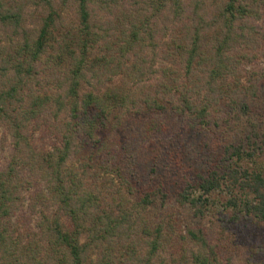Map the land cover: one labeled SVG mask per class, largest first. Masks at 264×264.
<instances>
[{
  "label": "trees",
  "instance_id": "16d2710c",
  "mask_svg": "<svg viewBox=\"0 0 264 264\" xmlns=\"http://www.w3.org/2000/svg\"><path fill=\"white\" fill-rule=\"evenodd\" d=\"M42 1L49 9L35 37L24 33L11 49L0 47V125L13 148L11 159L0 161V263L7 258L11 264H91L88 260L97 255L92 264H154L158 248L174 237L176 243L167 245L171 256L173 251L184 258L180 264H229L221 257L224 247L218 251L203 227L187 228L185 235L183 229H175L181 223L179 215L161 206L155 209L163 222L139 216L158 201L159 186L156 191L142 187L130 208L125 200L132 199L127 195L122 198L117 191L116 197L115 192L94 185L97 175L91 176L86 165L98 156H110L121 177L118 163L128 160L132 166L146 149L155 159L167 148L171 177L180 176L192 187L179 193L178 202L190 204L202 217L221 209L231 213L233 220L227 221L231 224L264 223V118L258 130L251 122L246 134L241 129L227 133L219 141L224 147L212 170L192 174L181 170L188 146L170 131L172 115H167L178 113L189 127L207 130L215 107L225 105L230 120L240 111L250 117L251 102L261 105L258 89L264 84V67L261 72L244 68L248 76L241 80L242 66L251 58L239 48L247 42L244 33L255 28L251 20L264 16V0H225L211 19L200 16L199 26L182 28L162 57L153 52L151 58L144 54V44H153L158 26L149 24L151 17L142 20L133 15L130 26L116 25L114 35L109 26L104 27L106 33L103 26L93 25L90 4L98 0H61L62 5L73 3L75 18L60 28L61 10L54 9L53 0ZM100 2L104 7L118 4ZM182 2L158 0V5L170 3L168 9L178 18ZM19 22L12 8L0 7L1 24L16 29ZM165 58L173 66L156 65ZM177 64L183 66L181 72L174 68ZM203 64L210 65L206 77L194 72L195 65ZM51 76L57 83L49 89ZM115 78L117 83H112ZM109 83L113 86L104 89ZM240 92L253 101L240 100ZM127 133L130 140L124 142ZM165 133H172L171 137ZM75 155H83L79 168L71 162ZM37 221L38 240L26 244L31 222ZM223 225L228 231L230 225ZM152 230L155 237L149 240ZM143 234L149 240L147 254L139 256L132 239ZM190 240L195 246L186 249L183 244Z\"/></svg>",
  "mask_w": 264,
  "mask_h": 264
},
{
  "label": "rangeland",
  "instance_id": "374dc122",
  "mask_svg": "<svg viewBox=\"0 0 264 264\" xmlns=\"http://www.w3.org/2000/svg\"><path fill=\"white\" fill-rule=\"evenodd\" d=\"M182 1V14L178 15V18H175L172 15V10L170 11L168 9L170 3L162 6L158 5V0H117V6H114L115 3L113 2L106 7H104L103 4H101L100 0H98L97 3L90 4L92 13L95 15V18H93V25L103 26V30L104 27L109 26L112 28L111 30H109V33H114L115 35L117 32L116 25H118V23L124 22L126 26H130V21L133 19V15L134 18L139 17V19L142 20H144V18L146 17H151L149 24L152 26H155V24H157L158 26L153 33V44H144V54L146 58H151L153 52L162 57L161 55L165 54L168 45H172L171 42L174 34L177 35L181 33V29L189 25L199 26L200 16L202 17V19H211L215 11L218 9V7L222 6L225 0ZM52 5L54 6V9L58 8L61 10V21L63 24L60 25V28L74 22V5L71 1L66 2L64 3V5H62L61 0H53ZM0 7L3 9H5L6 7L12 8L14 12L19 14L20 18L19 26L16 29L9 26V24L0 23V47L1 45H10V49L16 42L23 40L24 33L27 34L28 38L35 37L39 27L41 26L42 19L47 15L49 9V6L46 5L42 0H0ZM131 12L133 14H131ZM128 13L129 15H127ZM108 20L111 22H109ZM251 21H253L251 24H253L255 28L252 32L246 31L244 33V37L246 38L247 42L240 44L239 48L240 51L245 52L246 55L249 54L248 56L251 58L249 62H246L242 66L243 73L241 75V80H246V76H248L247 74H245L248 72H244V68L248 69L250 72H252V70L261 72L264 67V16L253 18ZM256 41L258 42L256 43ZM144 43H147V40ZM259 44L261 45L259 46ZM166 58V62H160L159 60H157L156 65L162 63V65L165 64L173 66V64ZM178 67L181 72V67L183 66H180L178 64L174 65V68H177V70ZM209 67L210 65L208 64L199 66L195 65L194 72L195 74H202L206 77V70H208ZM199 76L202 77L201 75H197L198 78ZM51 77L52 82L48 84L50 87L49 89L55 88L57 83L53 76ZM201 80H204V78H202ZM41 81L42 85L46 86L44 79H42ZM117 81L118 79L115 78L112 80V83H117ZM149 82L150 81H148L147 83ZM248 83L250 82L248 81ZM111 86H113V84L109 83L104 86V89ZM258 94L261 96V99H259L261 105H252L251 102L250 111L248 112L250 117L246 116L242 111L237 112L238 115H235L231 118L233 119V124L230 123L231 119L229 120V118H226V116L229 114L226 113L225 105L212 109L209 114V117L211 119L209 125L210 128H208L207 130L193 129L192 127L188 126V121L186 120V118L182 119L183 117L178 113H167V115H172L171 117H169V126L171 127L170 131H172V133H175V135H179L183 145L186 147L188 146L187 159L183 161L181 170L186 169L188 171L187 173H189L190 170V173L192 174L193 171L198 170L199 172L197 171V173L205 174V171L212 170L210 169V166L215 163L218 157V152L223 151L224 145H221L222 142L219 141H221L224 136L228 135L227 133L233 134L234 131L241 129L243 130L242 133L246 134L245 130L249 132L251 122L255 123V128H257L258 130V127L261 125L259 120L262 121V117L264 118V84L259 87ZM238 95L240 97V100L242 101H253L248 100V98L243 95L242 92H240V94ZM239 107L243 108V104L239 103ZM222 117H224L225 121L222 119ZM59 119L60 124L62 125V118ZM227 120H229L228 124L225 123ZM225 130L228 132H224ZM35 134L38 136L39 132L36 131ZM170 134L167 135V133H165L164 135H167V138H169L171 137ZM132 136L134 137L133 133ZM126 138L128 139L124 142L130 140V133L126 134ZM241 141L242 140L237 141V139H235V143H240ZM12 149L11 137L8 133L5 132L3 126L0 125L1 163L11 159V155L13 154ZM82 157L83 155L79 157L78 155H75L72 158L71 162L74 163L76 168L80 167V160ZM98 157L99 159L95 158V160L93 159L89 161L90 163L88 162V164L86 165V169L89 171L88 173L91 176H94L95 174L97 175L93 182H91L94 185H97V187L102 188L103 190L113 191L115 193L119 191L122 194V198L124 197V195H127V199H132L130 202L125 200V203L128 204L130 208L132 207V203H134V200L138 197L139 191L142 189V187L145 186L147 190H155L158 186L160 187L161 192L157 193L158 201L155 204L153 203L152 208L148 209L147 211H142L139 215L144 219V221L146 220L148 222H163L161 219L160 210H158L157 208L155 209V207L161 206V210L166 209L167 211H172L173 216L179 215L177 217L180 219L181 223L179 224V228H175L177 231L183 229V233L187 235L185 229L187 230V228L203 227L207 232L209 242L211 244H218L217 246H215L218 251H221V248L224 247L221 252L223 262L226 263L227 259L230 262L229 264H258L259 262L264 260L263 222L253 220L245 221L243 222L245 224H242V222L237 221L232 223V225L230 222H227L233 220V218L230 217V212H221L220 209L210 215L202 217L201 215L199 216V214L192 206H190V204H181L183 203L182 201L181 203L177 201L179 200V193L182 192L183 189L185 190V192H187L188 190H191L192 187L191 184L187 185V181L185 182V179L180 176L171 177L170 173L173 171V168L171 167L172 164L170 160V153L167 151V148H165V152L163 154H161L160 156H155V159L149 152V150L146 149L145 152L141 153L140 156H137L138 158L136 159L135 164H133L132 166V162L130 163L128 160H125L124 164L118 163V167L120 169L122 167L121 171H123L121 177H119V175L117 174V171H119V169L115 170L113 164L111 165L112 159L110 158V156ZM107 163L110 166L107 165ZM125 166L131 167L132 170L127 171L125 168H123ZM191 166H193V168ZM79 171H81V169H79ZM130 187H133L134 189L132 190V188ZM114 196L119 197L117 193L114 194ZM24 202L26 203V200ZM33 217L34 216L31 215V219ZM34 222H31V232L28 236L24 237L25 241H27L25 242L26 244H28L29 241L34 242L35 240H38L39 235H37L36 233L38 232L39 234V229L37 226L39 222L37 221V224ZM224 223L230 225L229 227H227L228 231L225 229L223 225ZM175 227H177V224H175ZM221 228L224 230V232L221 231ZM243 233L247 236H242ZM221 236H223L224 238L220 239ZM20 237H22V235H20ZM154 237L155 234L152 230V236L148 239L150 240ZM149 240L145 239L144 234L142 238L135 237L134 240L132 239L133 244L136 245L135 247L138 251L137 253L139 254V256L147 254V249L145 246H147V241ZM175 243L176 241L174 237H171V239L165 241V244L161 245L158 248L157 253L154 255V258H152L153 263H182L184 261V258H182V256H178L173 251L172 254L174 255L171 256V254L169 253L172 248L171 246L169 248V245L167 244L171 245ZM183 245L186 247V249H190L191 247H193V245L195 246V244H193L191 240L184 243ZM239 245H241V248L239 247ZM18 253L20 254V252ZM187 254L188 253L186 250L185 256ZM114 255L115 256L113 257L116 262L118 253ZM175 256L177 257L178 261L173 262L171 257ZM11 260H8L7 258L2 259V262L0 264H11ZM96 260L97 255L92 256L88 260V262L92 264L94 261L96 262ZM65 263L60 262L59 264ZM129 263L136 264L135 261H131Z\"/></svg>",
  "mask_w": 264,
  "mask_h": 264
}]
</instances>
